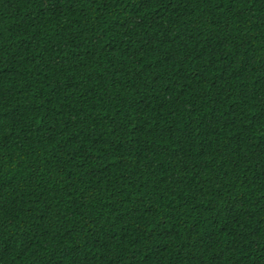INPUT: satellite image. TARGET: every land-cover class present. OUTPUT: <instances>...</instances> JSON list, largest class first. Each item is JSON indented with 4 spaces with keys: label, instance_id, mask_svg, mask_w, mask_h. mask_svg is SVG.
<instances>
[{
    "label": "trees",
    "instance_id": "trees-1",
    "mask_svg": "<svg viewBox=\"0 0 264 264\" xmlns=\"http://www.w3.org/2000/svg\"><path fill=\"white\" fill-rule=\"evenodd\" d=\"M0 264H264V0H0Z\"/></svg>",
    "mask_w": 264,
    "mask_h": 264
}]
</instances>
